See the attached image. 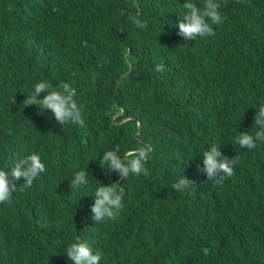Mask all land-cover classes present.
<instances>
[{
	"label": "trees",
	"instance_id": "trees-1",
	"mask_svg": "<svg viewBox=\"0 0 264 264\" xmlns=\"http://www.w3.org/2000/svg\"><path fill=\"white\" fill-rule=\"evenodd\" d=\"M185 2L0 0V170L32 153L46 167L0 203V264H72L77 238L100 264H264V142H236L261 130L264 0H219L223 22L195 40L179 34ZM40 82L74 89L83 127L25 102ZM213 144L236 158L222 185L197 168ZM117 146L149 147L147 175L102 165ZM113 182L123 208L95 222V191Z\"/></svg>",
	"mask_w": 264,
	"mask_h": 264
},
{
	"label": "clouds",
	"instance_id": "clouds-1",
	"mask_svg": "<svg viewBox=\"0 0 264 264\" xmlns=\"http://www.w3.org/2000/svg\"><path fill=\"white\" fill-rule=\"evenodd\" d=\"M219 0H205L203 9L197 7L191 0H186L183 4L186 10L183 20L179 22V34L187 39L195 40L197 37H205L215 35L212 25H219L222 21L220 15ZM133 23L139 28H146L147 22H142L138 18H133ZM156 71H163V65H157ZM50 85L46 82H40L35 85L33 95L25 99L28 105H37L41 111L48 110L51 112L55 120L60 125L72 123L83 127L85 121L82 116L81 106H78L73 99L75 95L74 89L68 83H62L60 90L49 91ZM41 93H47L43 98H39ZM255 123L260 127V131L255 136L249 133H240L236 137V142L241 148L249 150L257 147V140L264 142V105H261L256 117ZM138 132V131H137ZM219 146L213 144L210 150L203 153V167L197 168L200 172L206 173L207 178L217 185H222L226 178L234 175V165L236 158L229 159L222 156L218 150ZM150 148L141 147L133 152L128 150L124 156L119 155V146L115 150L106 151L100 163L107 164L108 168L119 174L124 180L132 175H147L145 163L148 159ZM46 171L38 153H32L22 159L19 163L12 167L11 172L0 170V203L11 202L12 193L17 190L16 181L24 178V187H31L33 181ZM192 183H195L194 181ZM190 182L181 178L173 185L175 190L182 191L189 188ZM71 185L75 188L88 185L87 172L81 170L75 174ZM124 189L113 182L108 186L101 184L95 191V202L91 207L92 219L100 222L105 218L115 219L120 210L123 208L122 194ZM207 254V250L205 251ZM66 257L72 264H100L101 253L93 252L88 243L81 241L79 238L75 242L70 243L66 250Z\"/></svg>",
	"mask_w": 264,
	"mask_h": 264
}]
</instances>
